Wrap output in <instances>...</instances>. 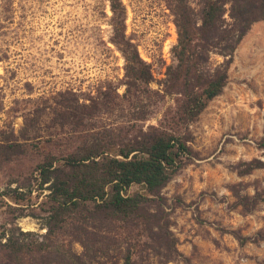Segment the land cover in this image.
<instances>
[{
    "label": "rangeland",
    "instance_id": "obj_1",
    "mask_svg": "<svg viewBox=\"0 0 264 264\" xmlns=\"http://www.w3.org/2000/svg\"><path fill=\"white\" fill-rule=\"evenodd\" d=\"M121 1L125 35L149 63L150 87L157 88L173 62V16L165 0ZM111 17L110 0H0V229L16 223L44 231L30 214L34 208L2 194L16 188L24 196V176L40 151L38 142L21 138L24 116L45 110L55 93L69 89L88 98L106 90L113 107L93 120L96 130L156 123L161 108L152 104L147 121H128L124 59L112 42ZM189 130L192 155L161 191L179 253L164 264H264V168L239 174L246 162L264 161V21L252 24L222 92ZM56 133L53 152L74 141ZM11 142L19 143L16 153L5 150Z\"/></svg>",
    "mask_w": 264,
    "mask_h": 264
},
{
    "label": "trees",
    "instance_id": "obj_2",
    "mask_svg": "<svg viewBox=\"0 0 264 264\" xmlns=\"http://www.w3.org/2000/svg\"><path fill=\"white\" fill-rule=\"evenodd\" d=\"M165 2L177 38L173 62L151 88V67L125 35L124 5L110 0L128 121H147L152 104L161 108L155 124L96 130L93 120L113 107L106 90L88 98L58 91L45 110L24 116L21 138L39 143V158L24 176V196L16 188L2 196L34 208L44 231L3 225L0 264H164L179 254L161 191L192 155L189 126L222 92L236 49L252 24L264 21V0ZM56 131L74 141L53 152ZM6 146L16 153L19 143ZM260 168L264 161L255 158L239 174Z\"/></svg>",
    "mask_w": 264,
    "mask_h": 264
},
{
    "label": "bare ground",
    "instance_id": "obj_3",
    "mask_svg": "<svg viewBox=\"0 0 264 264\" xmlns=\"http://www.w3.org/2000/svg\"><path fill=\"white\" fill-rule=\"evenodd\" d=\"M23 224H26L27 227H29V226L31 227L32 226L30 223H26L24 221H23Z\"/></svg>",
    "mask_w": 264,
    "mask_h": 264
}]
</instances>
